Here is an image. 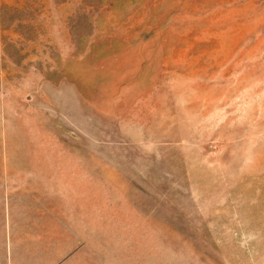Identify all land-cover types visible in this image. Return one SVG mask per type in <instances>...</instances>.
Masks as SVG:
<instances>
[{"label":"rangeland","instance_id":"rangeland-1","mask_svg":"<svg viewBox=\"0 0 264 264\" xmlns=\"http://www.w3.org/2000/svg\"><path fill=\"white\" fill-rule=\"evenodd\" d=\"M0 264H264V0H0Z\"/></svg>","mask_w":264,"mask_h":264}]
</instances>
